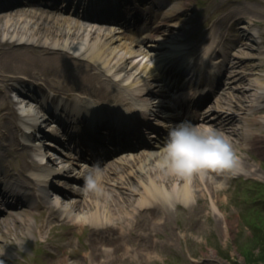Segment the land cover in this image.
<instances>
[{"label":"bare ground","instance_id":"obj_1","mask_svg":"<svg viewBox=\"0 0 264 264\" xmlns=\"http://www.w3.org/2000/svg\"><path fill=\"white\" fill-rule=\"evenodd\" d=\"M1 1L3 0H0V3ZM112 3L113 1L111 0L107 2L104 0L103 3L97 2V5L104 4L102 7H111ZM169 3L171 5L169 12H165L160 21L152 22L147 25L144 31L138 32L134 36L119 33L118 37L122 38L124 41L117 43L120 46L118 51L115 50V47H105L104 40L102 41L97 33L90 32L89 30H81V28L78 30L79 25L76 26L72 23L67 24L70 25L71 28L74 27L71 34L67 30L61 34L47 32L48 36L42 41V44H46V48L50 50L57 48L69 49L67 53L71 54H76L84 48L81 55L88 59L90 65L92 64L97 67V69L101 70V72L104 71L106 73L107 79L104 80H102L98 74L93 73V69L88 67L87 64L69 61L64 53L59 54V56L45 59V61L42 62V68L39 69V74H34L40 75L41 78H35L33 81H30L29 77H26L31 74L27 72L23 73L25 78L19 80L17 79L18 76H16L13 71L14 69L16 70L18 66L17 58H22L25 52L15 51L8 56L6 54L7 50L1 49V55L5 59L2 61L4 69L0 71V140L6 141L9 136H11V149H7V152L16 153V149H12L15 146L14 139L15 135L18 134L22 128L31 131L30 134L28 132H23L21 134L22 139L25 141L28 139L30 140L32 132H42L41 125L46 123V119L43 118L44 115L50 114L49 116H52L54 115L53 112H57L59 115L63 114L64 111L58 103H55L56 111L50 110L49 100L45 102L46 105H49L47 108L46 106L44 107L45 104L42 103V101H45L47 98L46 95H43L42 91L52 90V84H54L55 81L60 82L59 86L61 91L58 93L57 88L54 91L58 96L66 95V99H64L65 101H63V103L70 104L69 107L71 109L68 107L66 109L70 110L72 113L76 111V113L81 112L72 119L73 122H71L73 124L78 123L80 120H87L97 124L98 129H100L103 127V122L112 120L125 128L136 126V123H138L136 119L138 118L136 116L138 113L136 109V107H138V104H136L138 99H142L141 95L151 93L150 87L154 85L159 86V83L151 82L147 78L134 77L132 70H136V68L126 58L140 55V57L149 60V57H147L148 53L142 49L146 43L151 48L155 47L156 50L163 49V45L166 46L167 42L162 36H159L158 32L162 27H168L166 23L169 22L170 18L176 15V13L182 12V8H184L179 0L169 1ZM175 5H177V7H175ZM172 9L173 11L175 10V12H173ZM13 10L11 14L22 16V20L24 21L28 19L30 21V18H32L28 15V12H24L23 9H19L17 6H15ZM11 14H7L6 16H11ZM2 31L9 34V38L18 42L40 43L41 36L43 38V32L40 36H35L37 34L36 31L33 32L28 30L26 32L25 30H18L16 27L12 29L2 27ZM78 37L79 41L77 42ZM116 40L115 38V42ZM67 41H69V43ZM108 41H111V39H108ZM74 42L79 44H74ZM178 42L177 40L171 44L173 50L170 52L172 54V60L177 62V69L183 71L185 70L184 66L190 64L191 60H188L185 65L181 62L186 59L182 60L180 57H176L178 55L177 50L182 47L179 46ZM209 48L212 49V46H209ZM210 49L200 57L199 61L204 66H207V63H209ZM174 52L175 54H173ZM214 52L215 51L211 54ZM108 55L112 56L111 60ZM168 56L162 58L166 63L170 60ZM157 62V68L164 69V65L160 64L159 61ZM49 63L54 67V72H51V74L50 72H46V69H51L48 67ZM158 65H160V67H158ZM148 68L152 69L147 64L143 66L146 72ZM148 75L150 78L154 74L149 73ZM117 80L119 83H123L126 86L119 90L116 88V86H118L116 85V82H118ZM258 81L261 82L262 80ZM26 82L34 85L37 88L35 91H39L37 92L38 94L28 93V95H23L21 99L19 98L21 101L17 106H12L7 95L8 90L14 88L16 84H24ZM108 85L112 89L109 88ZM258 90L264 91V80L260 83ZM74 92H79L96 100H110L111 106L101 108L97 107L98 105L88 104L89 101L87 99H82L81 96L75 94L72 96ZM222 94L225 95L226 104L223 105V102L218 98L214 102L216 106L212 105L209 109L214 110L216 117L218 116L217 120H219V122H235V114L228 115L226 113L227 111H234V98H231V95ZM30 96H33L39 103L31 99ZM58 98L59 97L56 96V99ZM254 99L251 103L253 105H259L261 104L262 95ZM143 102L145 103V101ZM31 105H34L33 109ZM118 108L119 110H117ZM249 111L251 114H254L256 107ZM51 121L55 122L54 119H51ZM202 121H208L207 115L204 116ZM68 124H70V122ZM208 127L209 126L204 127L203 129L200 127L198 129L199 131H192L193 137L189 140L192 145V152L187 155L184 154L186 145L179 141L168 146L167 150H161V152L154 151L151 153L145 149V152L139 155H130L120 158L115 157L113 160L105 161L102 165H96V163L92 161L88 162L82 153L80 154L79 152L80 150L82 152L85 151L82 150V148L80 150L78 149L79 151L73 154L65 155V158H62V162L58 165L50 159L46 160L43 164L38 163L36 159H34L36 162L32 160H30V162L29 156L24 154V151V153L22 152V163H17L15 170L0 171L4 181L2 182L1 179L2 186H0V194L3 193V196L10 195L13 200L11 204L14 203L13 205H15L16 199H19V194H16L18 193L17 189L21 190L23 187H29L31 189L32 186L28 183L31 182L36 194H42L44 198L41 199L40 197L36 199L34 204L24 205L26 208L25 211L21 209L19 211L15 208L16 211L13 210V212L7 214L11 222L2 218L0 219V223L6 224L7 222V225H4L3 229H8V224H12L13 226H20L25 231H31L32 222H30L31 216L29 210H34L35 207L40 206L42 209L40 214L42 218L39 219V222H42L41 225L38 226L36 234L39 235L41 229L44 227H49V232H51L53 226L62 225L56 223L60 221L57 218V211L68 215L70 217V222L81 228L84 226V222H86L89 227L87 245L90 252L88 256L92 261L96 262V264H105L106 262L114 263L113 259H116V257L125 260L128 253L132 252V249L125 247L123 244L124 238H127L128 242H133V244L142 240L144 243L139 250L144 251L142 255L146 254L147 256L148 249L153 245H151L152 242L148 240L149 233H151L156 226L160 225V222H166L164 216L168 204H173L175 202L185 204L190 196L194 195V192L202 193L203 188L206 189L210 187L214 194L212 205L215 209L219 210L217 192L222 189L223 182L221 179L225 176L218 175V172H221L220 169H224L228 171V174L239 175V172L243 170V165H240L238 161L232 158L228 149L218 156L222 164L214 159L216 151L220 146L221 149L222 145L217 141L215 144L212 143L209 146L207 145V141L211 143L214 137L211 132L213 130ZM131 128L127 130L130 131ZM74 130H72V132ZM117 132H119L121 139H127L125 134H122L124 132L119 130ZM194 132H197V134H194ZM245 132L247 133V138L253 137L256 139V142L247 143L246 140L243 146H251L257 149L261 156H264L263 149L257 147V145L264 142L263 138L257 136L255 138L251 129H246ZM218 138L221 137L218 136ZM97 140H94L97 148H101L102 145L105 148L107 147L106 143L102 144L103 141H101V138L98 137ZM81 142H84V139H82ZM76 143H78V140ZM35 144H33L32 150L33 157L43 160L44 156L40 154V146ZM43 144L46 145L50 143L46 142ZM222 144L228 147L226 143ZM206 145L207 147L211 146L209 151L207 147L205 148ZM188 147L190 148L189 145ZM202 150L209 152L213 160V172H215L216 175L204 174L205 176L203 177L204 171H207L205 170L206 166L198 162V159L202 160L201 157L198 156ZM94 164L95 166H92ZM190 172H192L191 184L188 183ZM7 178L15 181V183H8L6 181L8 180ZM52 178L60 181L62 187L64 186L65 189L64 187H54L50 183ZM199 186L201 187L198 188ZM48 190L54 193V198H50L48 194H46ZM132 196L136 197L133 199ZM133 204L134 207L129 210ZM74 211H76V213H74ZM80 211H82V215L77 216V212ZM121 214H125L124 216L126 218L124 222L120 220ZM224 221L230 222L225 217ZM138 222L146 223L140 225ZM137 229H139V231H137ZM1 231L0 229V242L8 239V232L1 234ZM0 251V260L4 256L9 257L6 248L0 249ZM66 254L69 256L73 255L71 251H67ZM85 257L82 259L84 260Z\"/></svg>","mask_w":264,"mask_h":264},{"label":"rangeland","instance_id":"obj_2","mask_svg":"<svg viewBox=\"0 0 264 264\" xmlns=\"http://www.w3.org/2000/svg\"><path fill=\"white\" fill-rule=\"evenodd\" d=\"M75 1L76 3H82L84 6L89 3L87 0ZM92 1L94 0H90V2ZM153 1L155 2V0ZM179 1L186 6H184L185 12L170 18L167 23L168 27H162L163 31L159 33V36H162L167 42L166 46L163 45L164 48L161 50L146 46L145 50L149 53L147 54L149 60H144L138 55L126 59L136 68V70H132L134 77L146 78L149 77V73L155 76L159 75L157 74L159 73L157 72V61L162 64L164 56L170 55L168 56L169 61H173L170 52L173 50L171 44L177 40L181 43V46L184 45L186 50L185 53L178 54L184 58L190 56L195 63V60H198L201 55L210 49L209 46H212L210 51H217L218 56L223 57V55H226L225 61H223V58L221 64L218 62L219 60L216 63L222 71L225 70L223 74L225 77L222 78V82L220 81L219 84H222V92L226 89L234 98V112L238 117L234 123L235 125H230L224 130V132H229L228 135H223L222 132L219 134L221 137L224 136L225 140L223 141V138H221L220 143H226L228 147L220 144L222 148L219 147L215 158L216 161L221 163L218 156L228 149L233 159H240L243 170L239 172V175L228 174V171L224 169H220L221 172H218V175L226 177H222L223 187L217 192L219 210L212 205L214 194L210 187L203 188L202 193L194 192V195L190 196L185 204L177 202L168 204L164 216L166 222H160V225L149 233L148 240L153 245L148 249L147 256L146 254L142 255L144 251L139 250L144 243L142 240L133 244V242H128L127 238H124L123 244L125 247L132 249V252L128 253L125 260L116 257V259H113L114 263L106 262L105 264H264V156H261L250 146H243L246 140L247 143L255 140L253 137L247 138L246 129H251L255 138L256 136L262 137L264 140V91L258 90L260 83L264 80V0ZM148 2L149 0H141V2H138V6L140 7ZM12 5L16 4L9 6ZM32 5L34 7H31V5L17 6V8L23 9L24 12H28V15L32 17L30 21L29 19L27 21L22 20L23 17L20 15L11 14L14 7L5 9L3 7L7 6H0V71L4 69L2 61L5 59L1 55V49L7 50L6 54L8 56L15 51H24L25 54L22 58H17L18 66L13 71L19 80L25 78L23 73L27 72L31 74L26 77H29L30 81L41 78L40 75L34 74H39L42 62L45 59L59 56L61 53H64L69 61L73 63L88 64L87 58L81 55L84 48L76 54H71L67 53L69 49L57 48L50 50L46 48V44H42V41L48 36L47 32L61 34L67 30L71 34L74 27L71 28L70 25H67L68 23L79 25L78 30L81 28V30L97 33L101 40H104L105 47H115L116 51L120 47L117 43L124 41L118 37L116 30L107 28L103 22L97 23L83 18L80 11H74L72 6L49 10L40 6L35 7L36 3ZM160 8L162 9L157 12L156 18H161L166 9L169 12L170 5H162ZM7 14H11V16L7 17ZM2 27L8 29L16 27V29L25 30L26 32L28 30L36 31L35 36H40L43 32V38L41 36L40 43L18 42L9 38V34L2 31ZM115 38L118 42L117 40L115 42ZM108 39H111V41H108ZM67 42L69 43V41ZM77 42H74V44H79ZM151 53L152 55H150ZM108 57L111 60L112 56L108 55ZM169 61L168 63H170ZM172 63L171 65H173ZM146 64L152 68H148L147 72L143 69ZM171 65L168 64V66ZM48 67L51 69H46V72H50V74L54 72V67L50 63ZM90 68L93 69L92 72L103 75L92 64ZM187 70L191 72V77L197 82H205L206 79L207 82L210 81V76L203 73L204 71L201 68L188 66ZM103 77L106 76L103 75ZM258 80L262 81L259 82ZM59 85L60 82L55 81L52 84L53 89L50 91L53 92L57 88L59 93L61 91ZM117 85V88L121 89L122 84ZM229 86L233 88L231 92L228 90ZM11 91L12 89L8 90V96ZM73 94L81 93L75 92ZM261 95V104L253 105L251 101ZM220 99L224 100L225 96L222 95ZM153 104L155 105L154 102ZM12 105L14 106L13 103ZM154 105H149V108L154 111L150 116L152 123L160 121L159 118L155 117L156 114L166 115L163 112H157L160 108ZM255 107L256 111L251 114L249 110ZM230 128H233L234 131L231 132ZM43 129L47 128L44 127ZM37 134L32 136L31 142L26 143L31 145L39 142L38 145L42 148V152L50 156L58 165L61 162L58 161L61 159L59 156H62L67 150L56 144H54L55 149L43 146V144L41 146V140L47 141L50 138L48 136L38 138ZM17 138L21 143V132ZM36 138L39 140H36ZM177 139V137L173 138L170 143ZM4 142H0V145ZM9 142L8 139L6 143L9 144ZM167 146L154 148L153 150L161 152L160 149H166ZM15 147H18V151L23 148L21 144L18 146V143ZM260 147L264 149V143H261ZM5 149L3 145L0 146V152L5 151ZM189 152H191L189 148H186V153ZM31 153L29 149H26L25 154L30 155ZM5 159L9 160V163L5 166L6 163L0 162V169H3V171L5 168L14 170L16 169L15 164L19 161L21 163V157L18 153L11 154L10 157ZM203 159L204 162L198 160L200 164L206 165L205 170L207 171H204L203 177L205 175H216L215 172L213 173L214 165L211 160L209 161L206 157ZM191 174L192 172L188 176L189 184L192 181ZM55 183L56 180L54 179V185ZM132 197L134 199L136 196ZM133 207L134 204L129 210ZM41 211V207H36L31 212V231H25L20 226H13L12 224H8V229H3L7 222L6 224L0 223L1 234L8 232V239L0 242V249L6 248L7 255H9V257L4 256L0 260V264H96L88 256L90 252L87 245L89 227L86 222L81 228L72 224L68 215L57 211V218L60 221L56 223L62 225L53 226L51 232H49V227H44L38 235L36 231L38 226L41 225V222H39ZM82 211L77 212V216H81ZM124 215L121 214L120 218L123 222L126 218ZM224 217L230 222H225ZM4 218L11 222L8 216H4ZM142 220L144 221L143 218ZM143 223L146 222H138L140 225ZM67 251H71L73 255H67ZM83 257H85L84 260Z\"/></svg>","mask_w":264,"mask_h":264},{"label":"trees","instance_id":"obj_3","mask_svg":"<svg viewBox=\"0 0 264 264\" xmlns=\"http://www.w3.org/2000/svg\"><path fill=\"white\" fill-rule=\"evenodd\" d=\"M261 264H263V263H261Z\"/></svg>","mask_w":264,"mask_h":264}]
</instances>
